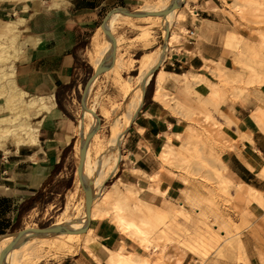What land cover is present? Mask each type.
I'll list each match as a JSON object with an SVG mask.
<instances>
[{
    "label": "crops",
    "instance_id": "obj_1",
    "mask_svg": "<svg viewBox=\"0 0 264 264\" xmlns=\"http://www.w3.org/2000/svg\"><path fill=\"white\" fill-rule=\"evenodd\" d=\"M140 1H0V25L20 22L21 41L27 43L15 62L17 86L27 93V98L48 97L54 102L51 110L39 117L36 146H15L13 150L7 146V151H0V238L20 229L23 206L61 174L63 163L75 147L76 127L60 108L58 95L75 80L79 58L103 20L102 27L110 15L116 11L128 12L124 8L136 7ZM191 6L193 11L187 12L177 27L178 41L172 44L167 58L153 73L141 106L130 125L124 128L116 183L137 192L143 204L154 207L171 204L183 208L182 214L167 219L165 224L177 217L188 218L195 214L200 221L214 222L215 231L220 227L223 241L207 258L198 256L207 255L201 248L204 245L201 239L188 240V248L172 239L164 245L160 264H264V121L259 119L264 109V69L261 68L264 67V23L260 24L264 18L254 19L260 14L243 8L236 0H193ZM243 42L248 44L243 45ZM236 63H241L242 67ZM245 65L250 73L245 71L248 68H244ZM254 66H258L257 71L262 69L261 75ZM251 67L255 69L252 71ZM215 71L222 74L219 72L216 76ZM165 72L163 84L159 83L158 76ZM255 75L261 78H252ZM197 78L201 79L199 83ZM249 78L255 84L248 85V80L253 82ZM212 85L218 88L220 96L210 106V112L222 125L228 139L220 144V157L225 173L244 193L241 195L234 190L232 196L236 193L241 201L247 202L241 215L224 211L213 212L216 214L213 215L205 198L196 194V188H188L183 175L160 159L168 145L176 147L175 154L182 157V139L190 124L186 117L190 115L180 106L198 111L195 103L212 95ZM252 115L259 118L255 120ZM245 184L259 194L248 191L243 187ZM129 213H125L126 220L138 225L139 219ZM133 243L159 258L158 248L145 250L110 217L93 218L60 264H116L118 253L131 254L135 260L149 264L152 256L144 254ZM196 247L197 253L193 251Z\"/></svg>",
    "mask_w": 264,
    "mask_h": 264
},
{
    "label": "rangeland",
    "instance_id": "obj_2",
    "mask_svg": "<svg viewBox=\"0 0 264 264\" xmlns=\"http://www.w3.org/2000/svg\"><path fill=\"white\" fill-rule=\"evenodd\" d=\"M171 1L141 0L136 7L124 8L131 14L135 13L137 17L126 15L116 25L112 44L117 61L112 66L105 68L107 70L97 76V81L88 93L90 85L88 83L97 72L96 61L100 56L99 48L104 46L107 40L106 34H104L105 25L102 27L104 20L101 22L99 31L94 35L87 49L79 58L75 80L58 95L60 108L76 127L77 141L75 147L70 151L63 163L61 174L47 186L45 191L38 194L36 201L23 215L20 229L12 234L24 231H47L52 226L60 223L63 224L69 221L80 222L87 216V194L93 197L92 203L97 208L110 210L112 208L111 204L103 202V194L115 184L126 190L124 185L116 183V171L107 177L94 197L93 193L83 183V168L82 171L79 170L82 153H84V147L88 146L89 161L92 167L95 168L98 163L102 162L104 172H108L109 167L116 158H119L120 161V148L124 128L129 125L127 118L130 114L135 115L136 105L141 96V90H138L141 89L139 83L140 73L145 68V64L149 63V60L150 62L153 59L155 60L166 47L168 39L173 32H177V27L185 19L186 13L193 11L191 6L193 0H187V3L177 8L178 15L169 26L167 32L166 23L162 15H149L141 12L161 9ZM236 1L243 4V8L247 7L255 14H260V16L253 17L254 19L264 18V2L261 3L258 0ZM116 12L123 13L121 11ZM262 23L264 22L260 24ZM167 49L165 59L170 52V47H167ZM144 94H142V100ZM212 96L195 103L198 111H193L186 107L182 108L190 115L186 117L190 124L184 140L188 138V130L192 129V133L194 132L197 135L193 149L198 151L199 156L196 159H190L187 162L189 165L187 163H179L177 165L173 164L172 167L183 175L182 179L188 188L195 187L196 194L205 198L209 211L213 215H216L213 212L221 213L222 211L241 215L247 202L241 201V198L239 199L236 193L232 196L233 191H237L238 187L226 188L215 175V171L222 169L218 157L221 158L220 144L223 142L220 136L212 130L210 121L205 114V109L210 111V106L218 98ZM3 102L0 99V104ZM85 110L93 111L94 118L90 116L91 114H86ZM38 121L39 117L33 120L34 123ZM94 121H96V130L88 137L86 134L90 131L91 126H94ZM117 134L119 136L116 140ZM14 147L13 143L8 145L9 150H13ZM198 218L199 216L195 218V214L188 216V218L180 216L176 220L169 221L168 224L158 226V232L150 238L149 247L150 250L155 246L158 248L159 258L154 256L155 253L149 254L142 250L138 244H133L144 254L152 256V259H149V264H160V259L163 258L165 253L163 250L165 248L164 245L172 241V239H175L177 243L185 248H188V240L201 239L204 242L201 248L207 255L198 256L205 259L219 248L223 240L220 236V227L218 231H215L214 222L209 220L208 222L200 221ZM87 227L88 225L77 230L80 234L79 237L73 238L76 241L68 236L59 238L61 234L46 237L41 235L33 236L30 238L31 251L29 249L27 253L34 257L27 255L28 261L23 256L17 264L21 263L22 258H24L22 260L23 264H60L64 260L65 254L68 253L70 246L79 241L82 231L86 230ZM160 228L167 232L166 236L161 237ZM33 247L37 249L34 248L32 250ZM193 251L197 253V247L193 248ZM153 256L154 261H152ZM31 258L33 259L31 260Z\"/></svg>",
    "mask_w": 264,
    "mask_h": 264
},
{
    "label": "bare ground",
    "instance_id": "obj_3",
    "mask_svg": "<svg viewBox=\"0 0 264 264\" xmlns=\"http://www.w3.org/2000/svg\"><path fill=\"white\" fill-rule=\"evenodd\" d=\"M184 3H187V0H172L168 5H165L161 9L159 8V9L150 10V11L147 10L146 12H141V13L142 14H149V15H162L163 19L166 23V32H167L169 30V26L172 24L175 17L178 15L177 14V8L180 7ZM138 13H140V12H138ZM127 14H129V12H123V13L115 12L112 15H110L106 21L105 28H104V32H105L104 34H106L107 40L105 39L106 40L105 45L99 48V55L100 56H99L98 60L96 61V70L98 73H101L104 70H107L105 68L112 66L117 61V58H116L115 53H114L113 44H112L114 29H115V27H117L116 25L120 22V20H122V18H125V16ZM132 14L136 15L135 13H132ZM149 18H151V17H149ZM19 23L20 22L16 21V22H7V23H3L0 25V99H2L4 101L2 104H0V151H7V146L10 143H13L17 148L36 146L38 144V133H39V126L41 123H40V121L34 123L33 120L40 117L44 112L51 110V108L54 105V102H52V99L48 98V97L47 98L46 97L27 98V93L24 92L23 90H21L15 82V79H14L15 78L14 77L15 76V62L20 58V56L22 55L23 50L25 48V45L27 44L25 41H21V30H20ZM232 38H235V37L233 36ZM178 39H179L178 35L175 32H173L171 34L170 38L168 39L167 43H166V47L161 51L159 56L155 60L153 59V61H151V62L149 60V63L145 64V68L143 70L141 69L142 72L140 73V79H139L141 89H138V90H141V96L139 97V101L136 105V110L133 108L135 110V112H137V110L139 109V105L142 103V94H144L147 86L149 85V83L152 79L153 73L155 72V70H157V68L159 66L162 65V63L165 60V56H166V53L168 50L167 47L171 48L172 47L171 45L174 42H177ZM238 39L240 40L239 37H238ZM238 39H236V40H238ZM97 40H99V39L97 38ZM236 40H235V42H236ZM240 42H241V40H240ZM248 42L247 43L243 42V45L248 44ZM245 46H248V45H245ZM259 46L261 47L262 45L260 44ZM262 47H264V46H262ZM252 49H253V47L250 49V52L252 51ZM255 50H256V47H255ZM252 53H254V52H252ZM260 53L261 52H259V54ZM259 54H256V55H259ZM260 55H262V54H260ZM240 56H242V55H240ZM247 56H249V55H247ZM96 57H98V56H96ZM255 58H256V56H255ZM260 58H262V56ZM248 59L251 60V58H249V57H248ZM248 59H247V64L249 61ZM253 60L254 59H252V61ZM259 60H261V59H259ZM240 62H241V60H240ZM254 62H255V60H254ZM261 63H263V62H261ZM238 64H240V66H241V63H238ZM242 64H244V60H243ZM259 64H260V62H259ZM247 67H246V65L244 66V68H247ZM251 68H253V67H251ZM255 68L257 71L258 66H256ZM255 68H253L252 71ZM261 68L264 69L263 66ZM261 68L259 69V71H257V72H259V74L262 73V72H260V71H262ZM241 70H244V69H241ZM248 70H249V67L247 68V70L245 69V71L249 72ZM219 72L215 71L214 74H216V73L218 74ZM233 72H235V71H233ZM166 74L167 73L165 72V73H162L161 75L158 76V77H160V78H158L159 83L161 81H163V79L166 78L165 77ZM217 74H216V76H217ZM219 74H222V73L220 72ZM235 74H237V76H238L237 71ZM252 74H254V73L252 72L251 75ZM255 74H256V72H255ZM168 75H170V74L168 73ZM241 75L242 74H240V77H241ZM263 75L264 74L262 73V77H263ZM97 76H99V74H97L94 78L91 79V82L89 83L90 85L88 84L89 85L88 93L90 92L91 88L93 87V85L97 81ZM193 76H195V75H193ZM256 76H258V75H255V77L252 76V78L257 79ZM259 77L261 78V76H258V78ZM243 78H244V76L242 75V79ZM198 79L199 78H197V80ZM193 80H195V79H193ZM199 80H201V79H199ZM199 80L197 83H199ZM250 80H252V79H250ZM175 81L178 82V80H176V78H175ZM252 81L253 82L248 80L247 81L248 85L249 84L252 85V83L255 84L254 80H252ZM167 82H165V83L167 84ZM255 82H256V80H255ZM257 82H256V84H257ZM261 84H262V80H261ZM206 85H207V83H206ZM193 88H194V86H193ZM187 89H189V88H187ZM191 91H193V90H191ZM212 95L211 96L214 98H215V96L216 97L220 96L216 86L213 89ZM136 96H138V95H136ZM188 96H190V95H188ZM165 98H166V96H165ZM222 99L220 102H222ZM176 102H178V101H176ZM220 102H219V104L221 105L222 103H220ZM213 103L215 104V101ZM219 104H217V105H219ZM179 105H180V103H179ZM180 107L184 108V106H182V105ZM263 111H264V109H263ZM263 111H262V113L264 114ZM85 112H86V114H91L90 116L94 118L93 111L85 110ZM218 112H220V111H218ZM255 113H257V112H255ZM205 114L210 121V126H211L212 130L215 131L218 136H220L221 141L225 144L228 139H227V136L222 131V128H223L222 125L217 121V118L212 116L213 114H211V112L208 109H205ZM263 114H261L262 117L259 114V116L261 118H259V116H257L260 119V122L264 121L263 120L264 119ZM220 116L223 117V115H220ZM133 117H134V115H132V114H130L128 116L127 119H128L129 125H130L131 121L133 120ZM257 117L256 116L254 117L255 120L257 119ZM226 121H228V120H226ZM95 122L96 121H94V126L93 127L91 126V128L89 129L90 131L86 134L88 137L90 135H92L94 133V131L96 130ZM228 128H230V127H228ZM188 131H189L188 138L186 140L182 139L183 140L182 146H181L182 152H183L182 157H178L175 154L174 148H176V147H173L172 145H168L166 147L165 151L163 152V154L161 155V158H160L164 165H173V164L177 165L179 163H187L190 159H196L199 156L198 151L196 149H193L194 145H195V141L197 139V135L194 132L192 133V129H190ZM118 136H119V134L116 135V140H117ZM178 137H179V135H178ZM228 138H229V135H228ZM230 142H231V140H230ZM233 143H235V142L233 141ZM228 144L229 143H227V145ZM231 146H233V145H231ZM229 147H230V145H229ZM231 149H232V147H231ZM84 154H85V156H84ZM82 157H83V162L79 168L80 171H82V168H83L82 180H83V183L85 184V186L90 190L91 193H93L92 195L95 197L97 191L101 188L103 182L106 181L107 177H109L110 175L114 174L117 171L119 158H116L114 163L109 167L108 172H104L103 171L104 166H103L102 162L98 163L95 168L92 167V165L89 161L88 146L84 147V153H82ZM218 159H219V162H220L222 169L215 171L216 177L218 179H220V181L222 182V184L225 185L226 188H230L232 186H236L239 188L240 185L234 183L230 177L225 175L226 173L224 174L225 167L222 163L221 158L218 157ZM218 159H216V160H218ZM187 165H189V164L187 163ZM243 187L246 188L250 192H254V193L259 194V192L256 189H254V188H252L246 184L243 185ZM152 189L155 191H159V189L155 188V187H152ZM238 192L241 195L244 194L241 191V189H239ZM87 195L89 197V201L87 200V206H88L87 207V216H85V218L82 221H80V222L69 221V222H66L63 224L60 223V224L54 225L51 227V229H49L47 231H40V230H37V232L24 231V232L15 233V234H12L10 236H6V237L1 238L0 239V264H17V263H19L21 257L25 256L27 259L28 256H30V257L33 256V255L27 253V251L30 249V245H31L30 238H32L33 236L41 235V236L46 237V236H50V235L55 236L56 234L57 235L61 234L59 236V238L65 237V236H68L70 239H73L75 237H79L80 232H77V230L80 228H85L87 225H89L91 219H93V218L97 219V218L110 217L112 219V221L119 227V229L124 234L132 237L136 242L141 244L142 247H144L146 250L150 251V247H149L150 243H151L150 237L152 234H155L158 232L157 231L158 226L164 225L167 219L176 217L179 214L183 213L182 207H177V206H174L171 204H166L163 207H154V206H150L147 204H143L138 199L137 192H134L132 189H129V188L126 190H123L116 184L113 185L110 189H108L103 194V197H102L104 203L111 204L112 208L110 210H106V209H103L100 207L97 208V206L92 203L94 200L93 197H91V195H89V194H87ZM126 212H130L134 216H136L139 219L140 223L138 225H135L134 223L127 221L125 218ZM159 230H160L161 237L166 236V232L162 228H160ZM67 233H68V235H67ZM38 238H40V237H38ZM50 240H52V239H50ZM74 241H76V240H74ZM34 248L35 247H33L32 250H34ZM35 249H37V248H35ZM154 249H156V246L154 247ZM30 251H31V249H30ZM23 254H25V255H23ZM116 255H117V259L119 260L116 264H144L145 263V262L140 261V260H135L134 256L131 254H128V253H124V254L118 253ZM35 256H37V255H35ZM23 259L24 258H22V260ZM32 259L33 258H31V260ZM22 260H21V263L23 264Z\"/></svg>",
    "mask_w": 264,
    "mask_h": 264
},
{
    "label": "trees",
    "instance_id": "obj_4",
    "mask_svg": "<svg viewBox=\"0 0 264 264\" xmlns=\"http://www.w3.org/2000/svg\"><path fill=\"white\" fill-rule=\"evenodd\" d=\"M38 196V195H37ZM37 196L32 198L31 200H29L24 206L23 208L21 209V212H20V217H22L31 207V205L36 201L37 199ZM16 229H14L13 232H15Z\"/></svg>",
    "mask_w": 264,
    "mask_h": 264
},
{
    "label": "water",
    "instance_id": "obj_5",
    "mask_svg": "<svg viewBox=\"0 0 264 264\" xmlns=\"http://www.w3.org/2000/svg\"><path fill=\"white\" fill-rule=\"evenodd\" d=\"M127 16L137 17V15H134V14H131V13L127 14ZM101 73H102V72H101ZM101 73L96 72L95 75H94V77H95L97 74H101ZM94 77H93V78H94ZM90 82H91V80H90ZM90 82H89V83H90ZM89 83H88V84H89ZM82 162H83V157H82V159H81V164H82ZM87 200L89 201V197H88V195H87ZM43 231H45V230H43Z\"/></svg>",
    "mask_w": 264,
    "mask_h": 264
}]
</instances>
